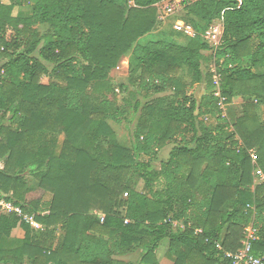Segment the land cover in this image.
<instances>
[{
    "label": "trees",
    "instance_id": "1",
    "mask_svg": "<svg viewBox=\"0 0 264 264\" xmlns=\"http://www.w3.org/2000/svg\"><path fill=\"white\" fill-rule=\"evenodd\" d=\"M165 1L0 0V200L44 228L2 213L0 264H132L118 257L138 250L141 264H159L166 239L172 264H232L224 253L244 248L248 228L264 258V184L254 187L249 153L264 172V0L185 7L200 35L224 18L216 60L227 105L243 102L233 121L218 106L213 74L203 73V38H149ZM125 57L131 85L173 94L142 103L133 93L134 104L119 106L110 75ZM186 77L210 93L188 95ZM138 114L132 146H123L110 122ZM167 144L169 160L156 171ZM20 229L22 245L4 248Z\"/></svg>",
    "mask_w": 264,
    "mask_h": 264
},
{
    "label": "rangeland",
    "instance_id": "2",
    "mask_svg": "<svg viewBox=\"0 0 264 264\" xmlns=\"http://www.w3.org/2000/svg\"><path fill=\"white\" fill-rule=\"evenodd\" d=\"M5 3L8 2V0H3ZM21 14L22 15H26L28 14V10L27 8H22L21 10ZM160 16H158V25L156 27V29L153 32V35L150 36L149 38L153 39V40H158V39H165V40H170V41H174L177 43H186L188 41V38L179 34L178 32H176V30L174 29V23L177 20H182L185 22H190V18L187 15V11L185 9L183 10H179L177 11L173 16H170L169 18H167L164 21L159 20ZM41 32L45 33V28L41 27ZM218 52H214L213 51H208L205 53V57L206 60L203 63V73L206 77V75H208L209 73H212V71H214L215 69H217V60H216V55ZM111 81H112V85L114 87L115 90V98H116V102L119 106H125L128 104L129 100H132L133 102H131L132 104L135 103L136 100L132 99V95L133 93H135L136 95V99H140L142 101V103L145 102L144 99L145 97H147L148 95H146L145 93H143L139 87H134L133 85H131V83L129 82V58L125 57L119 64V66L112 71L111 75ZM185 82L186 84H188V95L192 96L195 99H201L203 96L208 95L210 93V90L208 89V83L206 81H204L202 84L199 85H192L191 84V79L189 77L185 78ZM44 83H48V78L44 79ZM124 87V88H123ZM213 90L211 91L212 94ZM173 94V91L168 89L165 94L163 95H150L148 96V98H150V100H155L156 98H158L159 96H170ZM242 101L241 99L239 100H235L233 105H231L229 108L227 107L225 110H223L224 115L226 117V119H229L233 121V117L234 116H239L241 113V106H242ZM261 116H264V109L261 108L259 110ZM138 120H139V114L138 115H130L128 121L124 120L122 123H115V122H110V125L112 126V128L114 129V131L117 133V138L119 140V142L126 147H130L132 146V138H131V134L133 131H135L136 126L138 124ZM201 121L206 124V125H216V121L215 119L211 118V117H203L201 118ZM228 122V121H227ZM230 130L232 131V126H230ZM172 144H167L166 147H164L159 153L158 156L156 158V160H154L153 165L156 169V171H160L161 166L163 164H165L166 162H168L169 157H170V153L172 150ZM256 154V150H251ZM257 155V154H256ZM251 156V155H250ZM252 158V156H251ZM142 160H149L144 156H141ZM2 166V165H1ZM138 177L134 178V186L135 188L141 192V193H147L148 192L144 189V184L143 182H138ZM32 187L36 186V182L34 180H30L29 183ZM165 186V182L164 180H161L159 184L156 185V189H162V187ZM127 197V194H124V198ZM50 199L49 195H46L44 200L47 201ZM95 215H98L100 217L103 216V214H100L98 212H95ZM18 237L16 238V240L13 242L7 244V245H3L4 248H17L19 246L22 245L23 243V239H24V231L22 229L18 230ZM61 231L58 232L57 234V240L56 242L60 241L61 237ZM245 236L246 239L243 242V244L247 241L248 236H249V232L246 230L245 232ZM8 241H10L9 239H5V242L3 244H6V242L8 243ZM55 242V243H56ZM168 248H169V242L168 240H164L159 248V250L157 251L156 255H157V260L159 262V264H172V260L168 255ZM143 251L138 250L136 251L134 254L130 255V256H125V257H118L119 260L124 261L126 263H132V264H141V259L143 257ZM27 264V263H26Z\"/></svg>",
    "mask_w": 264,
    "mask_h": 264
},
{
    "label": "built area",
    "instance_id": "3",
    "mask_svg": "<svg viewBox=\"0 0 264 264\" xmlns=\"http://www.w3.org/2000/svg\"><path fill=\"white\" fill-rule=\"evenodd\" d=\"M200 0H167L165 2L157 5L159 11V20L164 21L170 16H173L177 11L185 9L188 4H192L198 2ZM174 29L176 32L184 35L190 39L203 38V40L209 45L210 51L213 53L218 52L223 43V35H224V18L223 16L215 20L207 31L200 35L195 28L182 20H177L174 23ZM213 74V86H214V95L217 99H219L218 106L225 110L227 105V98L224 97L222 92V81L221 74L217 69L212 71ZM252 156V162L255 166V180L254 187L264 184V172L261 168L258 167V157L253 151L249 152ZM2 213L13 214L20 218L23 222L30 225L32 229L35 231H42L43 226L38 223L34 217V215L25 214L24 211L11 202H7L5 200H0V215ZM101 221L104 222V217H101ZM128 223V221H126ZM249 236L247 241L244 243V248L238 253H224V257L229 259L232 264H264V258L256 256L252 251L251 241L255 239L256 231L252 228H248ZM218 249L221 251V246L217 245Z\"/></svg>",
    "mask_w": 264,
    "mask_h": 264
},
{
    "label": "crops",
    "instance_id": "4",
    "mask_svg": "<svg viewBox=\"0 0 264 264\" xmlns=\"http://www.w3.org/2000/svg\"><path fill=\"white\" fill-rule=\"evenodd\" d=\"M228 108H229V106H228ZM225 116V115H224ZM254 165V164H253ZM18 235H19V233H18ZM18 237V236H17Z\"/></svg>",
    "mask_w": 264,
    "mask_h": 264
}]
</instances>
